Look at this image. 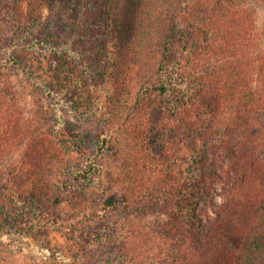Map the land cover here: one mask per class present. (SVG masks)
<instances>
[{
	"label": "trees",
	"instance_id": "trees-1",
	"mask_svg": "<svg viewBox=\"0 0 264 264\" xmlns=\"http://www.w3.org/2000/svg\"><path fill=\"white\" fill-rule=\"evenodd\" d=\"M64 1H76L90 13L75 19L78 32L83 22L90 25L82 30V48L73 38L59 42L58 33L56 39L53 32L50 39L39 35L57 22L56 14L42 18L20 0H0V11L24 27L22 36L0 38V70L22 69L62 111V72L52 76L57 83L35 75L42 67L39 51L57 50L78 57L77 66L90 70L95 83H111L118 94L127 90L146 106L148 128L159 133L155 145L165 154L147 152L152 158L147 171L137 167L130 192L108 198L104 215L121 208L137 214L155 206L165 215L156 223L171 246L163 264H264V49L254 10L243 0H50L53 8ZM93 29L102 35L100 51L90 40ZM10 92L0 86V159L28 139L20 118L12 116ZM107 135L97 149L100 157L113 141ZM32 144L22 161L0 177V188L33 174L49 177L48 154L44 148L34 154ZM54 154L52 162H63L61 154ZM97 167L94 156L68 164L61 187L54 191L55 183L50 190L57 193L55 203L66 186L89 182ZM4 188L0 207L10 202L6 193L13 189L3 193ZM55 211L37 212L50 221ZM116 232L111 225L105 235ZM88 235L87 241L100 236Z\"/></svg>",
	"mask_w": 264,
	"mask_h": 264
},
{
	"label": "rangeland",
	"instance_id": "rangeland-1",
	"mask_svg": "<svg viewBox=\"0 0 264 264\" xmlns=\"http://www.w3.org/2000/svg\"><path fill=\"white\" fill-rule=\"evenodd\" d=\"M243 1L254 10L257 27L263 33L260 43V50H263L264 0ZM20 2L26 9L37 10L42 18L51 16V19L56 14L57 22L40 29V36L50 39L48 34L53 32L56 39L58 33L59 42L73 38L77 49L82 48V30H88L90 25L83 22L81 32H78L75 19L77 16L87 19L90 13L80 10L76 1L57 3L55 8L50 0ZM19 27L17 18L0 11V38L11 40L18 34L22 36L24 27L22 30ZM89 33L94 48L100 51L102 35L97 29ZM45 50L39 51L42 67L35 75L41 74L43 79L57 83L52 76L56 70L62 72L60 84L65 87L59 95L62 111L54 108L38 81L27 79L22 69L3 67L0 70V86L11 89L8 100L12 116L20 118L28 135V139L0 159V177L22 161L32 143L34 154L44 151L51 159L58 153L63 156V162L45 159L47 166L50 165L46 170L49 177L33 174L24 181H17L18 185L5 183L0 188H13L6 193L10 202L5 200L0 207V264H163L161 259L171 246L164 230L156 223L165 215L155 206L137 214L124 208L116 209L108 216L102 211L108 198L130 192L128 189L137 167L147 171L145 167L150 166L152 160L147 159V152L155 151L160 158L165 154L164 148L157 150L155 145L159 133L148 128V113H143L146 106L131 98L127 90L118 94L111 83H95L89 77L90 70L77 66L78 57L57 50H49L48 55H43ZM74 66L78 69L74 70ZM97 66L92 63L91 68ZM107 132L113 141L105 146L104 155L100 157L97 149ZM39 141L44 144L40 147L43 151L38 148ZM88 156L96 157L98 162L92 179L87 183H76L72 188L66 186L61 200L55 203L57 193L50 192L53 184L56 183L54 191L57 192L61 187L57 185L66 178L65 167L74 162L81 163ZM216 198L218 202L222 201V195L216 194ZM50 208L56 210V218L45 221L38 212ZM111 225L116 226L117 232L109 238L105 233ZM89 233L95 238L97 234L100 236L87 241Z\"/></svg>",
	"mask_w": 264,
	"mask_h": 264
}]
</instances>
